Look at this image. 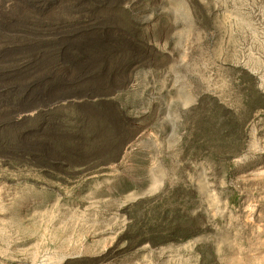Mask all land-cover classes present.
<instances>
[{"label":"rangeland","instance_id":"374dc122","mask_svg":"<svg viewBox=\"0 0 264 264\" xmlns=\"http://www.w3.org/2000/svg\"><path fill=\"white\" fill-rule=\"evenodd\" d=\"M0 264H264V0H0Z\"/></svg>","mask_w":264,"mask_h":264}]
</instances>
